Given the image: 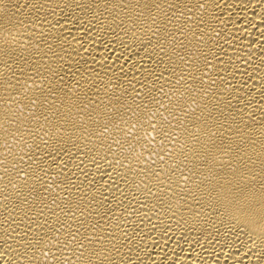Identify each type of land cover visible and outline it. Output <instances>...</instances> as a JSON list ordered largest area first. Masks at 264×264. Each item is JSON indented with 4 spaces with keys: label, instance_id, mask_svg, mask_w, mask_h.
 Instances as JSON below:
<instances>
[{
    "label": "bare ground",
    "instance_id": "bare-ground-1",
    "mask_svg": "<svg viewBox=\"0 0 264 264\" xmlns=\"http://www.w3.org/2000/svg\"><path fill=\"white\" fill-rule=\"evenodd\" d=\"M0 264H264V0H0Z\"/></svg>",
    "mask_w": 264,
    "mask_h": 264
}]
</instances>
